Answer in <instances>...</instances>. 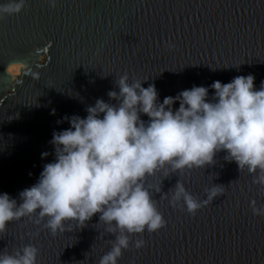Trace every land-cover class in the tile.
<instances>
[{
	"label": "water",
	"instance_id": "95a60500",
	"mask_svg": "<svg viewBox=\"0 0 264 264\" xmlns=\"http://www.w3.org/2000/svg\"><path fill=\"white\" fill-rule=\"evenodd\" d=\"M124 74L145 88L155 84L161 102L241 75L252 74L258 89L264 0H56L54 7L26 0L19 14L0 18V193L19 203V193L54 160L52 133L70 127L63 117H86L97 99L116 103L107 93L118 91L115 80ZM224 156L217 153L205 169L161 170L146 179L150 190L161 188L153 199L166 223L133 235L118 264H264V215L252 210L253 202L264 206V187ZM179 180L200 200L212 182L221 187L189 214L165 196ZM45 223L10 222L0 232V253L31 244L37 264H98L114 239L99 214L84 225L66 222L55 235ZM137 239L144 241L139 249Z\"/></svg>",
	"mask_w": 264,
	"mask_h": 264
},
{
	"label": "clouds",
	"instance_id": "9594fccd",
	"mask_svg": "<svg viewBox=\"0 0 264 264\" xmlns=\"http://www.w3.org/2000/svg\"><path fill=\"white\" fill-rule=\"evenodd\" d=\"M25 4L0 0V18L19 14ZM49 4L54 7L56 0ZM254 81L249 74L226 84L194 85L161 102L155 84L145 88L144 82L121 75L115 80L118 91L107 93L116 103L97 99L85 109L86 117H63L70 127L52 133L54 160L43 165L35 184L19 193V203L0 193V232L14 220L35 217L36 223L46 219L45 227L55 235L65 230L66 222L84 225L99 214L114 239L98 264H118L133 235L165 226L153 199V191L161 188L150 190L145 184L161 170L205 169L224 152L227 162H235L239 171L246 168L254 174L253 182L264 187V81L258 89ZM209 88L214 90L211 97ZM220 187L212 182L200 200L179 180L165 196L173 207L182 204L195 214L214 200ZM252 210L264 215V206L253 202ZM143 245L142 239L135 241L137 249ZM38 255L29 244L14 254L0 253V264H37Z\"/></svg>",
	"mask_w": 264,
	"mask_h": 264
},
{
	"label": "rangeland",
	"instance_id": "374dc122",
	"mask_svg": "<svg viewBox=\"0 0 264 264\" xmlns=\"http://www.w3.org/2000/svg\"><path fill=\"white\" fill-rule=\"evenodd\" d=\"M45 59H46L45 55L42 54L41 57H40V61H41V62H44Z\"/></svg>",
	"mask_w": 264,
	"mask_h": 264
},
{
	"label": "bare ground",
	"instance_id": "6f19581e",
	"mask_svg": "<svg viewBox=\"0 0 264 264\" xmlns=\"http://www.w3.org/2000/svg\"><path fill=\"white\" fill-rule=\"evenodd\" d=\"M23 70H25V68H24ZM23 70H22V71H23ZM21 74H22V72L19 74V76H20ZM17 78H18V77H17ZM17 78H14V79L12 80V82L15 81Z\"/></svg>",
	"mask_w": 264,
	"mask_h": 264
}]
</instances>
